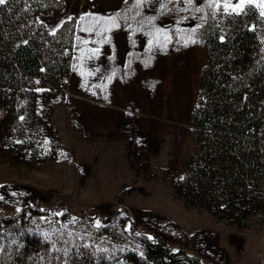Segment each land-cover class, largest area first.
I'll return each mask as SVG.
<instances>
[{"label":"rangeland","instance_id":"1","mask_svg":"<svg viewBox=\"0 0 264 264\" xmlns=\"http://www.w3.org/2000/svg\"><path fill=\"white\" fill-rule=\"evenodd\" d=\"M57 1L40 15L49 29L75 20L67 87L43 104L59 154L30 169L0 146V212L32 221L41 213L26 231L48 243L88 238L100 255L137 253L155 238L213 264H264L257 221L237 230L186 207L171 188L193 149L189 115L206 62L197 32L237 0H94L105 14ZM247 3L264 13V0ZM166 21L173 26H159ZM4 116L0 108V123ZM19 235L0 227V251Z\"/></svg>","mask_w":264,"mask_h":264},{"label":"trees","instance_id":"2","mask_svg":"<svg viewBox=\"0 0 264 264\" xmlns=\"http://www.w3.org/2000/svg\"><path fill=\"white\" fill-rule=\"evenodd\" d=\"M60 4L0 3V146L30 169L55 160L60 150L51 109L43 104L67 87L75 20L53 32L40 19ZM197 38L206 62L189 115L193 149L184 174L171 180L174 197L237 230L255 221L264 227V15L247 3L239 13L209 19ZM26 215L0 212V227L21 233L0 251V264H213L155 238L141 240L137 253L118 255L98 254L88 238L48 243L26 231L44 216ZM101 233L119 239L105 226Z\"/></svg>","mask_w":264,"mask_h":264},{"label":"water","instance_id":"3","mask_svg":"<svg viewBox=\"0 0 264 264\" xmlns=\"http://www.w3.org/2000/svg\"><path fill=\"white\" fill-rule=\"evenodd\" d=\"M86 8H88L91 12H97V13H102L105 14L106 11L103 7L98 5L94 0H80ZM174 22L173 21H166L163 23H160L159 26L164 27V28H169L173 26Z\"/></svg>","mask_w":264,"mask_h":264},{"label":"snow or ice","instance_id":"4","mask_svg":"<svg viewBox=\"0 0 264 264\" xmlns=\"http://www.w3.org/2000/svg\"><path fill=\"white\" fill-rule=\"evenodd\" d=\"M4 0H0V3H3ZM247 2H250V0H237V3L235 5H232L231 3L224 4L225 10L231 9L232 12L239 13L243 11L244 6ZM261 7H264V5H260ZM264 15V13H262Z\"/></svg>","mask_w":264,"mask_h":264}]
</instances>
